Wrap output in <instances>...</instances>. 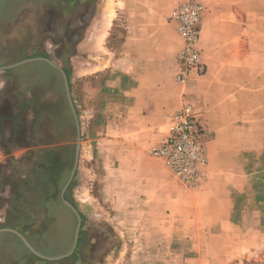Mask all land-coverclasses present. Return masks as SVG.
Returning <instances> with one entry per match:
<instances>
[{
	"label": "crops",
	"instance_id": "1",
	"mask_svg": "<svg viewBox=\"0 0 264 264\" xmlns=\"http://www.w3.org/2000/svg\"><path fill=\"white\" fill-rule=\"evenodd\" d=\"M181 1L0 0V264L24 253L2 230L23 234L39 208V154L55 146L39 142L42 113L55 90L71 110L63 72L81 131L73 199L91 225L114 227L120 242L135 232L167 244L179 264H264V0H194L205 9L203 66L187 85L176 80L182 40L171 21ZM79 4L71 55L69 36L47 34L54 17L70 33ZM185 102L215 162L195 190L154 153Z\"/></svg>",
	"mask_w": 264,
	"mask_h": 264
},
{
	"label": "rangeland",
	"instance_id": "2",
	"mask_svg": "<svg viewBox=\"0 0 264 264\" xmlns=\"http://www.w3.org/2000/svg\"><path fill=\"white\" fill-rule=\"evenodd\" d=\"M185 1L187 0L181 1L179 5ZM89 6L90 8L88 9L87 17L92 13L95 2L90 3ZM84 10L87 11V8H85L83 4H79L75 6V10L73 11L75 16H71L69 31V53L71 55L75 52L73 47L76 44L77 38L79 37V35H76L75 33L73 35L72 33V30H74V23L78 22L76 18L78 15H76V13H83ZM59 20L60 19H57V17H54L52 19V28H54V32L52 31L53 33L47 34V36L53 38L55 44H60L61 42L68 41L65 24L62 28L61 23H58ZM43 21L44 19H39V21L37 20L39 27L42 26ZM51 26L52 24L49 25L50 28ZM58 51L60 50H55V53H57V55L59 53ZM47 105V111H43L42 113L44 115L43 121H46L47 123V129L43 131V136L39 138V142L47 140L48 142H54L55 146L53 147V151L49 150V148L48 151L45 152V154H39L40 160L38 162V174L40 185H38L39 193L37 195V199H34L36 202H38L37 204L39 208L36 211H33L35 217L33 220L34 223L30 224V226H20L18 228L20 230H23L25 234L23 233L22 235H24L28 241V238H30L32 242H35V244L44 246L43 253L38 251L40 254L46 257L57 258L71 251L77 227V218L61 202L62 190L71 175V171L75 162L77 130L73 114L71 110L68 113L66 100L62 96L61 91L59 92L55 90L53 97L48 98ZM250 145H245V147L241 145L234 146V149L239 152L243 149L248 150L250 148H254L252 145ZM206 154L208 159L206 171L207 176L210 164L212 166L213 164H215V162L212 163V161L210 160L208 151ZM78 173L79 171L77 169L76 175L68 188V198H70V200L73 201L76 206L77 202L73 199V195L75 189L79 185ZM45 200L47 202L48 208H45L43 204H41V202ZM90 222L91 220L87 218L86 226L81 227V230L84 229L85 233L82 235V241L80 243L78 241L77 248L73 254L76 255L75 258H72V255L68 258H62L54 261L42 259L33 255L23 243L24 253L21 254V257L17 256L16 258L19 259V261L15 263L13 258L14 254L10 253L9 256L7 255L6 264L180 263V259H175L173 258V256H167V252L171 250V248H169L167 244L166 246H163L161 243H158L157 241H151L150 239L137 240L138 236L135 232L133 233V236H135L136 239H134L133 241L122 240L120 242L117 241V230L114 227L91 225ZM129 237H132L130 233ZM142 237L144 238L145 236ZM31 241L29 242L31 243ZM163 249H165L166 251L165 256H158L159 250L164 254Z\"/></svg>",
	"mask_w": 264,
	"mask_h": 264
},
{
	"label": "built area",
	"instance_id": "3",
	"mask_svg": "<svg viewBox=\"0 0 264 264\" xmlns=\"http://www.w3.org/2000/svg\"><path fill=\"white\" fill-rule=\"evenodd\" d=\"M204 9L196 1L181 3L171 15V21L182 40L179 54L178 83L187 85L192 74L203 66L202 51L198 46ZM196 106L190 102L171 116L166 140L154 150L164 160L173 176L186 188H200L206 180L208 165L205 132L198 124Z\"/></svg>",
	"mask_w": 264,
	"mask_h": 264
},
{
	"label": "water",
	"instance_id": "4",
	"mask_svg": "<svg viewBox=\"0 0 264 264\" xmlns=\"http://www.w3.org/2000/svg\"><path fill=\"white\" fill-rule=\"evenodd\" d=\"M63 76H64V80H65V85H66V91H67V98H68V101H69V104H70V108H71V112L73 114V117H74V120H75V125H76V130H77V143H76V153H75V162H74V166H73V169L71 171V175L69 177V180L67 181V183L65 184L63 190H62V193H61V199H62V202L63 204L75 215V217L77 218V227H76V231H75V236H74V241H73V246H72V249L69 253L63 255V256H60V257H46V256H43L42 254H40L32 245L31 243L27 240V238L22 235L21 233L15 231V230H9V229H4L2 231H11L13 232L14 234L17 235V237H19L23 243L26 245V247L29 249V251L39 257V258H42V259H46V260H51V261H54V260H58V259H62V258H68L70 256H72L77 248V245H78V241H79V237H80V232H81V227H82V217H81V214L80 212L77 210V208L70 202L68 201L66 198H65V194H66V191L67 189L69 188V186L71 185L75 175H76V172H77V169H78V164H79V158H80V151H81V131H80V125H79V119H78V115H77V111L75 109V106H74V103H73V100H72V96H71V93H70V89H69V84H68V78L66 76V74L63 72Z\"/></svg>",
	"mask_w": 264,
	"mask_h": 264
},
{
	"label": "trees",
	"instance_id": "5",
	"mask_svg": "<svg viewBox=\"0 0 264 264\" xmlns=\"http://www.w3.org/2000/svg\"><path fill=\"white\" fill-rule=\"evenodd\" d=\"M67 74H68V76H70L71 75V73L70 72H67ZM67 199H69L68 198V195H67ZM69 201L77 208V210H78V207L76 206V204L73 202V201H71L70 199H69ZM81 214V217H82V227H84V226H86V219H87V217L85 216V215H83L82 213H80ZM24 233V232H23ZM85 233V231H84V229H82L81 230V232H80V239H79V243L82 241V235ZM25 234V233H24ZM29 239V241H31L30 240V238H28ZM31 243H32V245L35 247V249H37V251H39V252H41V253H43L44 251V246H40L39 244H35V242H32L31 241ZM46 254V253H45ZM75 256L76 255H73V257L72 258H75Z\"/></svg>",
	"mask_w": 264,
	"mask_h": 264
},
{
	"label": "flooded vegetation",
	"instance_id": "6",
	"mask_svg": "<svg viewBox=\"0 0 264 264\" xmlns=\"http://www.w3.org/2000/svg\"><path fill=\"white\" fill-rule=\"evenodd\" d=\"M73 31H74V30H72V33H73ZM68 34H69V35H68ZM68 34H67V36H69V37H70V33H68Z\"/></svg>",
	"mask_w": 264,
	"mask_h": 264
},
{
	"label": "bare ground",
	"instance_id": "7",
	"mask_svg": "<svg viewBox=\"0 0 264 264\" xmlns=\"http://www.w3.org/2000/svg\"><path fill=\"white\" fill-rule=\"evenodd\" d=\"M108 6H109V4H108ZM108 9V8H107Z\"/></svg>",
	"mask_w": 264,
	"mask_h": 264
}]
</instances>
